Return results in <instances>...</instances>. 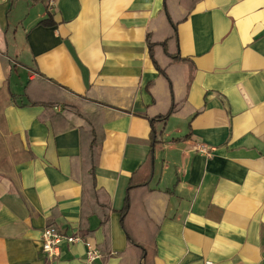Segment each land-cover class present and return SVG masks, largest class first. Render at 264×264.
Listing matches in <instances>:
<instances>
[{
  "label": "crops",
  "instance_id": "1",
  "mask_svg": "<svg viewBox=\"0 0 264 264\" xmlns=\"http://www.w3.org/2000/svg\"><path fill=\"white\" fill-rule=\"evenodd\" d=\"M163 4L0 0V264H264V0Z\"/></svg>",
  "mask_w": 264,
  "mask_h": 264
},
{
  "label": "trees",
  "instance_id": "2",
  "mask_svg": "<svg viewBox=\"0 0 264 264\" xmlns=\"http://www.w3.org/2000/svg\"><path fill=\"white\" fill-rule=\"evenodd\" d=\"M163 10L166 12V0H164ZM52 23L53 22H52L51 17L49 15H47V18H43V19L39 20L37 24L38 25H51ZM167 41L168 40H166L165 42H162V43L149 41V50L151 52V58L153 59V63L155 65V67L157 68V70L160 73L164 74V75H165V73H164L163 70H161L159 68V65H158L157 61L155 60V58H154V54L152 53V50L154 49V47L158 46V47H161L164 50L165 53H167ZM174 111H175V106H174V104H171V107L165 113L159 114V115L149 119L151 125H153L155 122H160V121L167 120L172 115V113ZM153 129H152V132H151V157H152V153H153V146L155 145V143H157V141L155 140V135H154V130ZM91 137H92V139H91L90 148H89V152H90L89 161H90V165H91V167H90L91 171L89 173V176H90L89 177V181H90L89 182V187H90V189L92 191V194L97 196L96 182H95V176H94V168H95L97 152H98V143H97L96 133H95L94 129L91 131ZM187 138H188V135L184 136L182 139H187ZM174 140L177 141V140H180V139L178 138V139H174ZM151 161H152V159H151ZM150 176H149V178H150ZM147 181H144L143 183H146ZM132 186H133L132 183L129 184V188H131ZM104 207H106L107 210H109V208H110L109 205H106ZM128 209H129V197H128V193H127L126 196H125V199H124L123 207H122V209L119 212L120 213V225L122 227H123V220H124V217H125ZM104 220H105V216H103L101 218V223H104ZM126 236H127V241L129 243L137 245V246L143 248L142 246H140L137 243H135V241H133V239L127 233H126ZM84 238L87 239L86 237H84ZM96 246L99 249L98 245H96Z\"/></svg>",
  "mask_w": 264,
  "mask_h": 264
},
{
  "label": "built area",
  "instance_id": "3",
  "mask_svg": "<svg viewBox=\"0 0 264 264\" xmlns=\"http://www.w3.org/2000/svg\"><path fill=\"white\" fill-rule=\"evenodd\" d=\"M204 150V149H203ZM205 151V150H204ZM84 242L86 247V264H95L102 254L95 244L85 239L81 234H66L54 225H48L41 231L42 252L48 257H57L60 253L62 244H75ZM205 264H212L211 261H205Z\"/></svg>",
  "mask_w": 264,
  "mask_h": 264
}]
</instances>
